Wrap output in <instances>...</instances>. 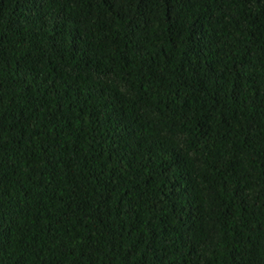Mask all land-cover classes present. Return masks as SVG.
Instances as JSON below:
<instances>
[{
  "label": "trees",
  "instance_id": "1",
  "mask_svg": "<svg viewBox=\"0 0 264 264\" xmlns=\"http://www.w3.org/2000/svg\"><path fill=\"white\" fill-rule=\"evenodd\" d=\"M0 264H264V0H0Z\"/></svg>",
  "mask_w": 264,
  "mask_h": 264
}]
</instances>
